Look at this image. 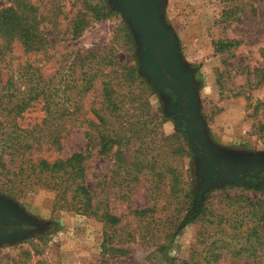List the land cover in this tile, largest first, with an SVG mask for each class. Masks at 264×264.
I'll return each instance as SVG.
<instances>
[{"label": "rangeland", "instance_id": "1", "mask_svg": "<svg viewBox=\"0 0 264 264\" xmlns=\"http://www.w3.org/2000/svg\"><path fill=\"white\" fill-rule=\"evenodd\" d=\"M28 2L37 8L41 19L39 30L49 47L44 52L26 49L0 35V46L7 51L6 61L1 64L4 69H0V86L12 80L13 74L17 77L21 65L31 64L44 80L54 79L62 98L64 84L72 79L79 88L84 74L96 63H100L97 67L102 64L109 69L108 60L128 65L138 62L137 38L121 14L99 21L91 19L79 35L72 36V21L79 10H84L82 0ZM11 5L12 0H0V10ZM164 11L165 20L178 39L184 62L195 70L201 115L211 144L232 158L264 155V0H166ZM223 44L226 47L222 48ZM88 51L97 53V58H89ZM103 58L107 60L102 61ZM13 82L16 84L13 91L16 87L18 89L15 96L23 97L24 86L16 78ZM100 82L101 79H96V87L83 95H80L79 89H73L76 99L80 100V107L75 112L68 134H64L60 150L45 145L30 157L50 161L65 158L86 148L89 144L86 132L89 131L96 139V128L89 126V120H95L93 109L100 101ZM163 96H166L165 93L157 89L150 96L152 114L165 119L157 131L159 134L154 132L150 137H154L155 144L183 145L185 151L181 154L179 165L185 190H193L197 194L201 180L197 175L193 149L180 134L178 119L166 113ZM42 116L40 107L35 106L22 112L17 122L20 128H25L39 122ZM9 126L7 133L0 135V155L3 150L6 154L17 150L20 145L24 147V144L5 143L8 133L13 128L17 129L14 123ZM11 138L14 139V134ZM93 144L90 145L87 160L90 190L96 195L102 190L112 212L122 218V224L128 223L131 229L137 227L139 224L132 211L149 206L148 182L141 180L130 194L121 197L125 190L115 186V181L126 173L123 167L119 168L116 149L103 157L97 154L98 147ZM22 152L24 154L25 150L22 149ZM3 156L9 160V156ZM14 158L12 168H17L19 161ZM151 176L147 174L146 178L152 179ZM0 197L13 201L21 215L42 224L38 226L39 230L26 237L2 242L0 264H164L152 253L154 244L164 238L161 233L151 232L144 240L139 239L140 232H135L132 239L117 237L115 243H124L118 246H125L127 253H105L103 223L67 208L55 209L56 191L37 187L26 193L24 189L22 194L11 195L2 191L0 179ZM252 201L259 203L251 206ZM238 202L247 211H256V218H260L259 214L264 212V188L227 183L218 185L206 194L202 206L226 208L233 203L237 209ZM163 204L162 201L159 208ZM160 214L173 215L172 207H167ZM200 223L194 221L181 227L171 252L178 263L189 257L197 241ZM258 224L264 226V221ZM240 246L234 252H224L218 264H264V250H258L254 256L247 253L235 256Z\"/></svg>", "mask_w": 264, "mask_h": 264}, {"label": "trees", "instance_id": "2", "mask_svg": "<svg viewBox=\"0 0 264 264\" xmlns=\"http://www.w3.org/2000/svg\"><path fill=\"white\" fill-rule=\"evenodd\" d=\"M12 1L13 5L0 10V35L18 42L26 49L47 50L49 44L39 30L41 19L37 8L28 0ZM82 5L84 10H79L72 21V36L79 35L91 19L99 21L121 14L113 8L110 0H82ZM221 47H226V44ZM6 52L4 46H0V69H4L1 64L6 61ZM88 55L89 58H97V53L93 51H88ZM108 61L111 66L109 69L102 64L97 67L100 63L91 66L79 88L72 79L65 83L62 98L59 97L60 88L54 79L44 80L31 64L21 65L19 75L16 77L13 74L12 80L0 86V135L7 133L9 124L14 123L17 129L13 128L8 133L5 143L24 144V147L20 145L17 150L6 154L3 150L0 155L2 191L11 195L22 194L24 189L26 193L37 187L56 191L55 209L67 208L103 223L105 253H127L125 246H118L124 243H115V240L117 237L132 239L135 232H140V240L146 239L151 232L164 235L162 241L154 244L152 252L164 264H218L224 252H234L238 245H241L240 250L235 256H239V253L254 256L258 250H264V226L258 224L264 221V212L259 214L260 218H256V211H247L241 202L237 203V209L233 203L226 208L202 206L204 200L197 206L195 191L185 190V180L179 165L181 154L185 151L183 145L155 144L154 137H150L154 132L159 134L157 131L165 120L152 114L150 96L156 89L139 72L137 61L135 65ZM15 78L24 86L23 97L15 96L18 92L17 87L13 91ZM98 78L101 79L100 101L97 108L93 109L95 120H89V126L96 128V139L91 137L89 131L86 132L89 137L86 148L65 158L50 161L30 157L45 145L60 150L64 134H68L75 112L80 107V100L76 99L73 89H79L80 95H83L94 88ZM35 106L43 112L41 120L20 128L17 118ZM179 129L188 141L184 127L180 126ZM12 134L14 139L11 138ZM91 143L98 147L97 154L103 157L116 149L119 168L123 167L126 173L119 181H115V186L125 190L121 197L130 194L141 180L148 182L149 206L132 211L139 224L137 227L131 229L128 223L122 224V218L112 212L102 190L99 195L90 190L87 160ZM188 145L192 148L191 144ZM22 149L25 150L24 154H21ZM192 153L195 152L192 150ZM3 155L9 156V160ZM14 157L19 161L17 168H12ZM147 174H151L152 179H147ZM162 201L163 207L159 208ZM258 203L252 201L250 205L257 206ZM167 207H172L173 215L160 214ZM194 221L201 222L197 241L189 257L178 263V259L171 255L176 237L181 227ZM141 243L144 245V241Z\"/></svg>", "mask_w": 264, "mask_h": 264}, {"label": "water", "instance_id": "3", "mask_svg": "<svg viewBox=\"0 0 264 264\" xmlns=\"http://www.w3.org/2000/svg\"><path fill=\"white\" fill-rule=\"evenodd\" d=\"M113 8L121 13L130 24L138 41L137 58L140 73L157 90H168L163 96L166 101V113L178 120H184V132L193 151L202 149L209 154L199 159L196 155L197 175L201 178L195 203L200 205L206 194L218 187V181H224L227 173L219 172L216 166L227 165L226 157L206 134V124L201 115L199 83L195 79V70L183 60L178 39L164 17L166 0H110ZM174 97V101L172 98ZM216 172L218 176H216ZM238 173L231 171L230 176ZM236 176V175H235ZM233 182H228L231 184ZM224 185V184H222ZM201 195L199 196V193ZM200 200V201H198ZM17 205L0 197V244L4 241L26 237L31 231L15 230L8 232L9 223L21 224V221H8L10 215H18ZM21 219V218H20Z\"/></svg>", "mask_w": 264, "mask_h": 264}, {"label": "flooded vegetation", "instance_id": "4", "mask_svg": "<svg viewBox=\"0 0 264 264\" xmlns=\"http://www.w3.org/2000/svg\"><path fill=\"white\" fill-rule=\"evenodd\" d=\"M165 95H169L170 92L166 89L163 91ZM172 101H174V97L172 98ZM179 128L180 126H185L184 120H177ZM195 157L201 159L204 155L206 157H210L209 154L206 151H203L202 149L195 151L194 153ZM226 158V166L220 165L216 166V170L219 172H224L228 174V177L224 181H218V185L226 184L228 182H233L231 184H242L249 186L251 188H264V155H252V156H243V157H235L232 158L231 156H225ZM238 170V173L230 176L231 171ZM218 176V173L215 174ZM201 180V178H200ZM202 192L199 193V196ZM198 199V198H197ZM200 201V200H198ZM21 218V219H20ZM8 221H21V224H15V223H9L8 226H5L8 232H12L15 230H28L31 232H36L39 230L40 225H42L39 222H36L34 220L28 219L27 216L21 215L18 213V215H10L9 218H7Z\"/></svg>", "mask_w": 264, "mask_h": 264}]
</instances>
